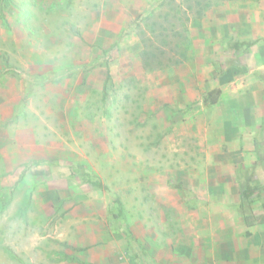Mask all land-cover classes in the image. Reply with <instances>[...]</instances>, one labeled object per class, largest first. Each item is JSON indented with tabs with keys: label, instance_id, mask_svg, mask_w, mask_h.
<instances>
[{
	"label": "rangeland",
	"instance_id": "1",
	"mask_svg": "<svg viewBox=\"0 0 264 264\" xmlns=\"http://www.w3.org/2000/svg\"><path fill=\"white\" fill-rule=\"evenodd\" d=\"M160 1L0 0V264L203 253V195L236 162L231 138L264 148V0Z\"/></svg>",
	"mask_w": 264,
	"mask_h": 264
},
{
	"label": "crops",
	"instance_id": "2",
	"mask_svg": "<svg viewBox=\"0 0 264 264\" xmlns=\"http://www.w3.org/2000/svg\"><path fill=\"white\" fill-rule=\"evenodd\" d=\"M257 95L262 101L253 107L260 113L259 123H262L264 88ZM220 97L216 104L220 103ZM255 136L246 131L242 136L237 134L231 138V149H235L238 154L236 162L227 165L220 162L218 167L221 172L226 173L212 184L214 189L210 188L209 193L203 195V201L209 204L205 206L209 217L206 220L204 236L209 237L204 239L206 244L203 253L197 255L195 249L196 252L188 264H264V208L261 206L264 203L263 195L260 199H255L256 203L248 204L252 210L247 215H240L239 212L242 201L241 182H248L245 185L251 187L257 183L258 187L264 188V148L260 147L259 138L255 147ZM255 148L257 151H254ZM239 166L243 168L240 170ZM243 170H249L251 176L248 179L244 176V180L236 178ZM247 233H250L249 237ZM208 242L211 244L209 250L206 249Z\"/></svg>",
	"mask_w": 264,
	"mask_h": 264
},
{
	"label": "trees",
	"instance_id": "3",
	"mask_svg": "<svg viewBox=\"0 0 264 264\" xmlns=\"http://www.w3.org/2000/svg\"><path fill=\"white\" fill-rule=\"evenodd\" d=\"M174 1V0H172ZM170 3V2H169ZM187 6L186 8L189 9L190 11H192L194 9V4L201 6L203 10L208 9L211 5H213V1L212 0H186ZM160 4H162V7H164V5L166 6V4H168V0H162L160 1ZM155 9V7L151 8L150 11H153ZM175 8H172V10ZM201 9V8H200ZM201 11V10H200ZM199 11V13H201ZM186 14V17L188 18V12L185 9L184 12ZM72 30L75 34L79 35L82 37V33L79 29L75 28L74 26L72 27ZM257 40L254 39L251 41V43H255ZM247 42L246 41H242V42H234V48L240 49L243 45H245ZM91 68H86L85 69V76L87 74V72L90 70ZM109 79L111 78V74L110 72H108V76ZM222 93V89L220 87H214L210 90H208V92L204 95L203 97V103L205 105H214L219 101V97ZM94 184L98 185V186H102V182L100 180L98 181H93ZM254 189L250 186V185H245L244 187H242L241 189V197H242V201L240 206L242 207L243 204H251V203H256L257 200L252 198V191ZM261 206L264 208V203L261 204ZM70 245V244H68ZM69 247H72L73 249H83L82 247H75L70 245ZM66 258L71 259V260H76V261H80L79 257L71 255V254H65Z\"/></svg>",
	"mask_w": 264,
	"mask_h": 264
}]
</instances>
